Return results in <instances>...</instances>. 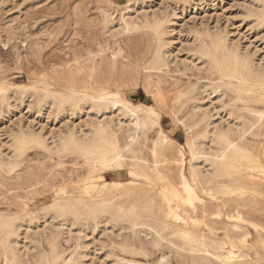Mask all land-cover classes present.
Returning a JSON list of instances; mask_svg holds the SVG:
<instances>
[{"label": "rangeland", "instance_id": "374dc122", "mask_svg": "<svg viewBox=\"0 0 264 264\" xmlns=\"http://www.w3.org/2000/svg\"><path fill=\"white\" fill-rule=\"evenodd\" d=\"M259 6L260 0H0V97H2L0 98V161L7 160L6 158L11 154L9 147L11 133L18 128L25 131L30 129L27 130L28 132L33 129L32 132L37 131L47 142V147H44L46 149L43 147L28 149L18 158L19 162L12 170L4 171L0 168V212H9L17 218L25 214L34 217L33 219L29 216L30 219H25L28 222L22 218L23 224L19 228L20 231L18 230L17 239L18 246L20 245L19 248L17 246L19 252L22 250L25 252L26 249L25 253L30 254L27 256L32 257L39 248L44 249L45 246L46 249L44 238L53 234L60 242L61 248L65 249H63L64 259L68 258L75 247L76 229L79 228V230L84 229V232L80 233L81 236L88 233L81 241L87 242L89 251L93 252L94 248L98 250L94 264H104L100 261L103 258L107 263L109 262L108 264L132 262V264H156L158 258L168 248L164 250L165 245L159 250L148 248L151 235H146V232L143 234L141 232L138 236L143 242L145 239L148 240H145L147 252L145 250L140 256L132 255L121 253L116 247L122 235L131 237L130 240L134 237L131 231L130 234L124 230L120 231L118 223L104 224L101 221L91 235L89 227L91 224L88 226L84 222L75 223L67 217L47 215L42 217L35 214V210L37 212L38 208L52 201L56 190L63 189L67 193L79 194L81 187L91 176L94 177L92 181L96 183H102L104 180L110 182L129 179L126 168L114 173L91 172L78 155L51 152L52 149L54 150L52 140L59 135L57 132L60 133L58 128L62 131L72 129L76 134L82 135L100 120L102 125L111 123L110 127L116 128L118 134L123 132L126 135L123 129L128 127L132 132L134 127L132 117L129 114L121 115L122 112L116 107L99 112L96 109L88 110L87 105H82L80 109L72 107L57 109L55 105H49L51 102L49 97V101H46V98L38 102V94L42 93L39 95L43 97L45 94L57 92L68 95L74 93L73 95L78 96L82 91L90 94L116 92L131 102L151 105L154 113L142 140L144 143L141 146L142 156L150 162V147L154 141L165 137L159 170L168 176L173 185H178L179 167L175 164L180 158L178 145L184 144L191 133L204 128V124L206 127L211 120L216 124L231 123V126L235 123L236 126L231 127L235 131H231L230 135L249 147H257L264 140V128L262 131L259 130L260 126H264V118L260 120L256 118V114L259 116L260 111H264V103L251 102L244 105L235 101L233 91L226 90L225 87V90L220 89L222 84L226 85L219 71L214 66L211 67L208 58L202 57L197 49L202 40L209 43V37L222 35L229 46L248 59L251 66L253 64L255 68L259 67L257 71L264 69V21L261 22L257 18ZM124 16H128L129 20L132 19L133 28L127 32L121 31V33L118 30L116 32L115 28H118L117 24ZM155 19L163 22V33H165L162 46L165 65L160 69L151 67L156 39L153 32L146 27L147 22L150 23L149 21ZM203 85L206 86L207 91L204 90ZM192 87L194 89L191 92ZM187 88L191 94L182 95L181 92ZM32 90H38L36 91L38 94L33 93ZM203 91L205 92L202 93ZM33 94L35 96L37 94V97ZM190 96L192 98L184 102ZM196 106H199V109H196ZM216 106L218 107L214 110ZM245 106L250 109L247 111ZM67 110L72 111L70 113ZM117 114H119V122L122 120L120 123L116 121ZM185 116L190 117L187 120ZM195 116L198 117L196 120H194ZM204 118H208L209 123ZM201 119H204V123L200 122L197 127L190 128L192 121L197 122ZM250 123L251 125L254 123L257 131L253 130L254 126L248 131L247 126ZM241 124L244 132L238 129ZM122 137L132 141L130 137L124 135ZM262 178L263 176L247 177L246 192L232 193L225 195L224 198L243 201L245 203V208H241L243 217L264 225V179ZM136 181L130 186L139 189L141 194L149 189L144 183ZM152 193L158 199L156 191L152 189ZM181 204L191 216L202 218L220 235L225 223L215 214L213 203L206 201L201 205V201L193 200V205H190L182 200ZM194 205L197 212L192 210ZM137 208L143 210L142 201L137 202ZM202 208L208 212L204 217L199 212ZM226 210L228 213L235 211L232 207H227ZM142 212L151 216L147 212ZM80 223L84 225L80 226ZM105 227L107 230H104ZM69 229L76 232L72 230L69 233ZM23 238L26 239L22 242ZM26 241H29L28 250L24 248ZM94 241H97L96 244H91ZM247 242L244 247L248 248L246 249L249 257L259 254L260 260L262 250L252 237ZM169 254H171L169 264H187L179 258L176 259L175 253ZM129 260L132 261L128 263ZM0 264H4L1 252Z\"/></svg>", "mask_w": 264, "mask_h": 264}, {"label": "bare ground", "instance_id": "6f19581e", "mask_svg": "<svg viewBox=\"0 0 264 264\" xmlns=\"http://www.w3.org/2000/svg\"><path fill=\"white\" fill-rule=\"evenodd\" d=\"M127 17L128 16H124V18L119 20L117 24L118 28H115L116 32L117 30L118 32H127L133 28V22L131 23L132 19L129 20L130 18L127 19ZM257 18L261 22L264 21V0H260ZM149 22L150 23L147 22L146 27L153 32L156 39L155 55H153V64L151 63V67L160 69L162 65H165L163 59L164 51L162 50V46L164 45L163 36L165 34L163 33V22L159 19ZM224 38L225 37L222 35H217L213 38L209 37V43L202 40L197 46L202 57L208 58L209 61L206 60L209 64L211 62V67L214 66L216 70L219 71L220 77L224 80V85L226 86L222 84L220 89H229L233 91L235 93V101L244 105L251 102L264 103V69H258L259 71H257L259 67L255 68L253 64L251 66L248 59L243 57L235 48L229 46ZM206 85L208 86V84ZM204 86L205 85H203V88L205 90L206 86ZM213 86L211 87L213 88ZM188 88L181 92L182 95L190 93ZM192 89L194 88H190L191 92ZM202 90L203 89H201V91ZM36 91L38 92V90ZM36 91L34 90L33 93H37ZM223 93H225V91H223ZM37 94L36 96L35 94L33 95L37 97ZM39 94L42 95L40 92ZM39 94L37 97L38 102L46 98V101H49V97L51 98L49 105H55L57 109H66L70 107L73 109H80L82 105H87L89 107L88 110L94 109L95 111L96 109L99 112L107 108L116 107L119 112H122L121 115L129 114L132 117L134 120V127L131 126L133 129L132 132H130V129L124 125L126 128L123 130L126 131V135L123 134V132L118 134L116 128L115 130L110 127L111 123L109 125L105 124L106 126L102 125V121L100 120H98V124H94L90 126L91 128L89 127L90 129L88 128L86 132L84 131V134L81 132L82 135L76 134L72 129L62 131L58 128L60 133L57 132L59 135L55 140H52L53 145H51L54 146V150L52 149L51 152L53 151V153L55 152L58 154L74 153L82 158L91 172L100 171L101 173H114V171H122V169L126 168L129 179L126 181L115 180L110 182L104 180L102 183H96L92 181L94 177L91 176L89 177V181L85 182L81 187L79 194L67 193L63 189L56 190L49 204L38 208L37 212L35 210L36 215L38 214L42 217L46 215L50 217H67L75 223L84 222L86 225L88 224V226L91 224V226H89L91 235H93L95 228H97V225L101 221L104 224H111V222L118 223V229L120 231L124 230L128 233L131 231L133 233L132 237H134L130 240L131 237L128 238L121 234L123 237L121 240L118 239L120 241L117 242L116 247L121 253L125 252L132 255L138 254L140 256V254H144L147 248V243L145 244V240L147 239L143 242L142 239L139 238V233L142 232L143 234L146 232V235H151L150 240H147L148 245H150L148 248L151 247L154 250H159L163 245L166 246L165 249L163 248L164 250L168 248L165 253L161 254L156 264H169L170 252H173V254L175 253L174 257L177 256L176 259L179 258L182 262H186L187 264H262L264 261V225L243 217V211H241V208H245V203L243 201L239 199H225L224 197L232 193L242 194L246 192L247 177L263 176L262 179H264V140L260 142L257 147H249L243 144L238 138H233L230 135L231 131H235V129H231L232 126H236L234 125L235 123L232 124V126L230 125L231 123H229V126L228 124L224 125L221 122L219 123V121L217 122L219 124H216L213 123V120L209 123L208 118H204L208 120L209 124L206 123V127L205 124H202L204 128L191 133L186 138L184 144L178 145L180 158L177 161L175 160V164H178L179 167L177 170L179 171V183L178 185H173L168 176L159 170V166L162 162L161 154H163L161 153V149L165 137H161L159 141L153 142V145L150 147V162H147L144 156H142L141 146L144 144L142 140L146 134V130L152 122V114L154 113V109L151 105L131 102L119 96L116 92L90 94L86 91H82L79 96L73 95L74 93L68 95L57 92L56 94H45L43 97ZM190 98L192 97L186 98L184 102L189 101ZM184 102L182 103L184 104ZM39 105H41V103ZM181 105L180 107L183 106ZM198 107L199 106H196V109H199ZM217 107L218 106H216L214 110H216ZM244 108L247 111L250 109L248 106ZM54 111L57 112L58 110ZM78 111L79 110H77V112ZM193 112L194 110H192V113ZM225 114L227 115L228 113ZM118 115L119 114H117V118L119 117ZM202 116L203 115H201V117ZM195 117L194 120L198 118L197 116ZM188 118L186 117L187 120ZM256 118L259 120L263 119L264 111H260L259 116L256 114ZM201 120L197 122L191 120L193 124L190 128L197 127L200 122H203V120ZM116 121L119 122V118ZM126 121L128 122L129 120ZM117 122L116 124H118ZM232 122L234 121L232 120ZM116 126L120 128L118 125ZM119 126L121 125L119 124ZM253 126L255 127L253 130L256 129L255 131H257V127L254 123L252 125L250 123V125L247 126L249 129L248 131H251ZM68 127L70 128V126ZM242 128L243 126L241 124L238 129L243 131ZM263 128L264 126L262 125L259 127V130L262 131ZM238 129H236V131ZM27 130L25 131L18 128V130H14L15 132L11 133L9 144L11 154L6 158L7 160L0 161V168L2 170H12L19 162L18 158L28 149L33 147H47V142L44 141L46 139L42 137L40 133H37V131L36 133L32 132L33 129L29 132ZM162 131L163 130H161V132ZM121 134L127 138H132V141H127L123 139V137L121 138ZM136 180L144 183L149 189L141 194L139 189L132 188L130 185L137 182ZM152 189L156 191L158 199H156L152 193ZM182 200H185L190 205H193V200L201 201V205H204L206 201L213 203L216 209L215 214L225 223L224 229L220 235L212 226L206 224L202 218L193 217L189 214L188 210L184 207L182 208ZM140 201L143 202V210L137 208V202ZM227 207L234 208V213H228L226 210ZM192 210L193 212H197L195 205ZM142 211L149 213L151 216L145 215ZM199 212L202 217L208 214L207 210L203 208L200 209ZM30 215L31 214H29V216ZM29 216L25 214V216H20V219L9 212H0V252L4 264H94V257L98 250L94 248L93 252L89 251L87 242L81 241L84 240L82 238L87 237L88 233H84L81 236L80 233L84 232V229L79 230V228L78 230L76 229L77 232L72 229L76 232L75 235H77V238L72 254L68 258L64 259L63 253L65 249L61 248V244L59 245L60 242H58L57 237L53 234L44 238L46 249L45 246L44 249L39 248L37 253L32 255V257H28L30 254L28 255V253H25L26 249L25 252L23 250L19 252L17 249L19 242L17 241L18 230L23 224L22 218L24 220L30 219V217L34 219L33 216ZM81 224L82 223L79 225L81 226ZM72 230L69 229V233ZM104 230H107V228L105 227ZM118 235L121 236L120 234ZM250 237L253 238L255 244L262 250V258L260 260L259 254H255L254 257L250 258L247 251L248 248L246 247V249L244 247V244L248 243L247 241ZM144 238L145 237H143V239ZM25 239L26 238H23L22 242ZM93 240L95 239L93 238ZM97 241L91 244H96L95 242ZM28 242L29 241H26L24 243V248L29 247L27 246ZM106 255L108 254L106 253L105 256ZM87 257H89L88 260ZM98 257L100 258V256ZM100 261H103L104 264L109 263L106 262L105 258ZM131 261L129 260V262H126L130 263Z\"/></svg>", "mask_w": 264, "mask_h": 264}]
</instances>
